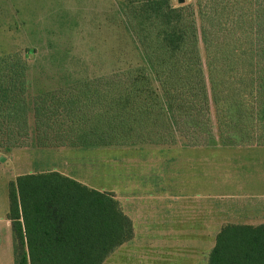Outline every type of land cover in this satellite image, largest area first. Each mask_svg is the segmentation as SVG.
Instances as JSON below:
<instances>
[{
	"label": "trees",
	"instance_id": "obj_1",
	"mask_svg": "<svg viewBox=\"0 0 264 264\" xmlns=\"http://www.w3.org/2000/svg\"><path fill=\"white\" fill-rule=\"evenodd\" d=\"M172 1L124 0L143 64L34 98L38 147L206 145L211 108L222 146H264V0H196L199 26ZM26 70L0 57V148L29 145ZM7 192L13 264H103L133 239L114 193L56 171ZM205 264H264V224L220 228Z\"/></svg>",
	"mask_w": 264,
	"mask_h": 264
},
{
	"label": "rangeland",
	"instance_id": "obj_2",
	"mask_svg": "<svg viewBox=\"0 0 264 264\" xmlns=\"http://www.w3.org/2000/svg\"><path fill=\"white\" fill-rule=\"evenodd\" d=\"M195 2L184 0L179 5L173 0L172 5H191L199 26ZM123 9L124 0H0V57L18 54L27 64L26 100L31 129L27 147L0 148V196L18 176L49 171L107 192L127 187L136 175L137 181H141L143 146L40 148L35 144L33 134L32 102L39 94L143 64ZM200 51L204 58L201 44ZM211 121L217 138L212 108ZM261 221L264 218H252L246 222L215 214L214 226L196 228L193 233L197 235L196 241L157 244L156 249L148 253L155 256V260L158 251L172 254L167 257L171 264H205L214 245L212 239L223 225L252 222L258 226ZM136 245L140 246L134 243L120 251L125 255L128 250L131 264H136L140 261L138 257L143 255L142 249ZM119 258V254H114L105 264H118Z\"/></svg>",
	"mask_w": 264,
	"mask_h": 264
},
{
	"label": "crops",
	"instance_id": "obj_3",
	"mask_svg": "<svg viewBox=\"0 0 264 264\" xmlns=\"http://www.w3.org/2000/svg\"><path fill=\"white\" fill-rule=\"evenodd\" d=\"M142 148L141 181L136 175L127 187L111 191L133 226V239L110 256L119 254L118 264H131L128 250L125 255L120 251L134 243L140 244L136 247L143 254L136 264L170 263L167 257L172 254L158 251L155 260L148 252L157 244L196 241V228L214 226L215 214L246 222L264 218V146H222L216 138L200 146L177 140ZM8 208L4 188L0 196V264H13ZM262 224L264 221L257 225ZM225 225L254 226L252 222Z\"/></svg>",
	"mask_w": 264,
	"mask_h": 264
},
{
	"label": "water",
	"instance_id": "obj_4",
	"mask_svg": "<svg viewBox=\"0 0 264 264\" xmlns=\"http://www.w3.org/2000/svg\"><path fill=\"white\" fill-rule=\"evenodd\" d=\"M183 1L184 0H177V3L179 4V5H181L182 3H183ZM2 160V159H1Z\"/></svg>",
	"mask_w": 264,
	"mask_h": 264
}]
</instances>
